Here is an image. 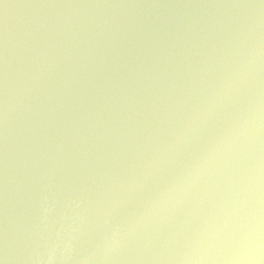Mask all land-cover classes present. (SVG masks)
<instances>
[{"label": "water", "instance_id": "water-1", "mask_svg": "<svg viewBox=\"0 0 264 264\" xmlns=\"http://www.w3.org/2000/svg\"><path fill=\"white\" fill-rule=\"evenodd\" d=\"M2 264H264V0H0Z\"/></svg>", "mask_w": 264, "mask_h": 264}, {"label": "snow or ice", "instance_id": "snow-or-ice-1", "mask_svg": "<svg viewBox=\"0 0 264 264\" xmlns=\"http://www.w3.org/2000/svg\"><path fill=\"white\" fill-rule=\"evenodd\" d=\"M0 264H2V262H0Z\"/></svg>", "mask_w": 264, "mask_h": 264}]
</instances>
